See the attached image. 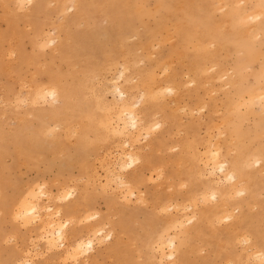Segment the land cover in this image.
<instances>
[{"label":"rangeland","instance_id":"1","mask_svg":"<svg viewBox=\"0 0 264 264\" xmlns=\"http://www.w3.org/2000/svg\"><path fill=\"white\" fill-rule=\"evenodd\" d=\"M263 95L264 0H0V264H264Z\"/></svg>","mask_w":264,"mask_h":264},{"label":"bare ground","instance_id":"2","mask_svg":"<svg viewBox=\"0 0 264 264\" xmlns=\"http://www.w3.org/2000/svg\"><path fill=\"white\" fill-rule=\"evenodd\" d=\"M20 1V0H19ZM259 14H261V13H259ZM252 15H253V13H252ZM248 16V15H247ZM246 16V17H247ZM197 48V47H196ZM167 64V63H166ZM169 64V63H168ZM147 87V86H146ZM122 88V87H121ZM120 87H118L117 89H119L120 90V94L122 95V97H124L125 96V92L121 89ZM151 88V87H150ZM147 90H148V87L146 88ZM145 89V90H146ZM150 90V89H149ZM153 90V89H152ZM119 92V91H118ZM149 92H151V91H149ZM147 93V92H146ZM50 95L51 96H54V93H51L50 92ZM97 96V95H96ZM157 96V95H156ZM148 97H149V95H148ZM262 98H261V101L264 103V95L263 96H261ZM251 99H253V98H251ZM144 100V99H143ZM122 101H123V110H124V113L123 114H126L127 115V117H130V119H131V125H133L137 130H135V131H138L136 134L138 135L139 133H140V130L141 129H145L146 128V126L144 127V126H142V124L140 123V126H142V127H140V126H138V122H142V121H140V120H138L137 119V117L133 114V113H130V112H127L128 110H130V109H128V107L130 108V105H128V104H130V103H128V101L126 100V99H122ZM252 101V100H251ZM260 102V101H259ZM262 103V104H263ZM264 105V104H263ZM120 107V106H119ZM116 109V108H115ZM119 109V108H118ZM120 110V109H119ZM119 110H117L118 112H119ZM122 111V110H121ZM120 111V112H121ZM117 112V113H118ZM116 113V115L117 116H121V115H118ZM108 116H109V114H107ZM116 116V117H117ZM125 117V116H124ZM105 118H106V116H105ZM113 118V117H112ZM108 119V118H107ZM109 119H111V118H109ZM120 119H123V118H120ZM112 120V119H111ZM111 120H108L107 121V124L109 125V123H110V121ZM116 121V120H115ZM118 122H120V120L118 121ZM121 122H123V123H121L122 125H124V126H126L127 127V125H129V121H128V123H125V119H124V121L122 120ZM113 124H115V123H113ZM117 124V123H116ZM107 125V126H108ZM111 126V125H110ZM115 126V125H114ZM114 126H112V128L114 127ZM116 126H118V124L116 125ZM124 126H122V128H121V130H120V133H123V130L125 131V130H127L126 129V127L124 128ZM138 127H140L139 129H138ZM120 128V127H119ZM129 128V127H128ZM116 129V128H115ZM113 130H114V128H113ZM117 130V131H116ZM115 131L116 132H118L119 130L118 129H116ZM122 131V132H121ZM126 132V131H125ZM124 132V133H125ZM130 132V131H129ZM133 132V131H132ZM118 134V133H117ZM127 134H128V138L129 139H131L132 140V138H130L129 136H131V135H129L130 133H128L127 132ZM133 135H134V133H133ZM137 135H134V136H137ZM121 136V135H120ZM119 136V137H120ZM124 136V135H123ZM126 136V135H125ZM132 137V136H131ZM122 138V137H121ZM124 138V137H123ZM138 138V136L136 137V138H133L134 140H132V142L134 143V141H136L135 139H137ZM125 141H127L126 139H125ZM124 143L125 142H123V143H121V145H124ZM132 143V144H133ZM120 144V143H119ZM118 144V145H119ZM121 147V146H120ZM122 147H124V146H122ZM128 147V146H127ZM126 147H124V148H122V149H125ZM121 149V148H120ZM126 151V149L124 150V151H122V153L121 154H123L124 155V160L125 159H127V164H125V161H124V165H121L122 163H121V161L119 162V163H121L120 165L121 166H119L118 168L119 169H125V166L127 167V165H135L136 164V162L138 161V157L137 158H134V156L132 155V153H130V152H125ZM133 154H134V152H133ZM122 156V155H121ZM126 157V158H125ZM218 158V157H217ZM121 159V158H120ZM123 159V158H122ZM121 159V160H122ZM212 161H213V163H215L214 161V159H213V157H212ZM211 162V161H210ZM118 163V164H119ZM116 165V164H115ZM109 166V165H108ZM107 166V167H108ZM211 166V165H210ZM226 162H221V163H219V164H214L213 165V167L211 168L210 167V174L212 175V176H215L214 174L215 173H224V175H225V178H227V180L230 178V181H231V179L232 180H234L235 178H236V175L231 171V170H227L226 169ZM110 167V166H109ZM108 167V168H109ZM129 167V166H128ZM115 168V167H114ZM111 170H108V172H110ZM226 171V172H225ZM120 173V172H119ZM118 174V173H117ZM213 178V177H212ZM214 180H215V178H213ZM217 180H219V179H217ZM220 181V180H219ZM218 182V181H217ZM217 182H215L216 184H218ZM215 184V185H216ZM214 185V184H213ZM220 185H222V184H220ZM37 188V187H36ZM240 190H242V192H243V189H240ZM30 193H29V195H28V197H27V199H25L22 203H21V205H20V209H19V213H18V217L20 216H23V217H30V216H32V217H39V215H38V213H39V211H38V207H39V203H38V198H39V196H41L40 194H42L43 193V195H44V191H43V187L41 186H39L37 189H35V188H33L32 190H30L29 191ZM65 192V191H64ZM64 192H63V194H64ZM234 192V191H233ZM239 193V192H238ZM237 193V194H238ZM241 193V192H240ZM213 194V193H212ZM211 194V195H212ZM243 194V193H242ZM45 195H46V193H45ZM71 193H68V195H67V197H66V199L67 200H69L70 198H71ZM214 195V194H213ZM212 195V196H213ZM61 196V195H60ZM214 198H215V196H214ZM57 199H58V197H57ZM60 199H62V198H60ZM59 199V200H60ZM204 200H205V197L203 198ZM195 203H196V201H194ZM193 202V203H194ZM194 205V204H193ZM45 207H47V206H45ZM171 207V206H170ZM190 207V206H189ZM191 208V207H190ZM48 209H50V207H48ZM189 209V208H188ZM17 210H18V207H17ZM209 211H211V210H209ZM17 212V211H16ZM59 213H61L60 211H58ZM17 214V213H16ZM209 216V215H208ZM226 216V215H225ZM249 216V215H248ZM18 217H17V219H18ZM28 217V218H29ZM223 217V216H222ZM230 217H231V215H230ZM221 218V217H220ZM227 219L226 220H229V218L228 217H226ZM249 218V217H248ZM16 219V218H15ZM30 219V218H29ZM32 219V218H31ZM36 219V218H35ZM22 220H23V218H22ZM44 220V219H43ZM188 220V222H187V224H192L193 222H194V218L193 217H191V218H188L187 219ZM218 220V219H217ZM221 220H223V219H221ZM264 220V219H263ZM19 221V220H18ZM24 221H25V223L24 222H22L23 224H26V222H28V223H30V221L28 220H26V218L24 219ZM217 222H219L220 223V221H217ZM181 224H182V222H181ZM184 224V223H183ZM45 225V224H44ZM178 225H180V223H178ZM186 225V224H185ZM45 226H47L50 230L52 229L53 231H47L48 233H51L52 235L53 234H57L56 235V240H60V241H62V240H64V238H65V231H64V226H60V227H57V228H55L56 227V224L54 223V222H50V223H46V225ZM180 227H183V226H181L180 225ZM180 229V228H179ZM48 230V229H47ZM42 232H44V231H42ZM84 232V231H83ZM45 233V232H44ZM51 234H49V236H51ZM98 234L100 235L101 234V232H98ZM110 235V234H109ZM163 235V234H162ZM77 236V235H76ZM49 238V237H48ZM80 238V237H79ZM245 238V237H244ZM77 239V238H76ZM246 240H247V238H246ZM162 241H164L163 239H162ZM161 241V242H162ZM244 241V240H243ZM48 242H49V244L50 245H53V242H55V239H54V237H53V239H48ZM79 242V241H78ZM165 242V241H164ZM164 242L162 243V244H164ZM167 242V241H166ZM168 242H169V244H170V246H172V245H174V240L173 239H170L169 240V238H168ZM93 243H94V241L91 239V240H88V241H81V242H79V243H77L74 247H72L73 248V253H74V258H77L79 255H78V253L80 254V250L82 249V248H89V247H91V246H93ZM161 244V243H160ZM162 244H161V246H162ZM192 250H193V248H192ZM72 252V251H71ZM70 252V253H71ZM256 253H258V252H256ZM72 255L73 254H71V256H69V257H72ZM258 255V254H257ZM170 256H172V258H174L175 259V253H173V252H171L170 253ZM256 256V255H255ZM261 256V254H260V252H259V257ZM261 258V257H260ZM73 259V258H72ZM257 259V258H256ZM74 260V259H73ZM263 260V259H262ZM13 263H14V261H12ZM263 263V262H262ZM9 264V263H8ZM19 264H31V262L30 261H26V262H24V263H19Z\"/></svg>","mask_w":264,"mask_h":264}]
</instances>
